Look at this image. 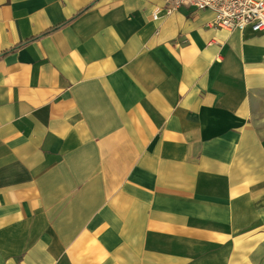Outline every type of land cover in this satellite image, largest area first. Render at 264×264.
I'll return each mask as SVG.
<instances>
[{
    "label": "crops",
    "instance_id": "1",
    "mask_svg": "<svg viewBox=\"0 0 264 264\" xmlns=\"http://www.w3.org/2000/svg\"><path fill=\"white\" fill-rule=\"evenodd\" d=\"M167 0H0V264H264V31Z\"/></svg>",
    "mask_w": 264,
    "mask_h": 264
},
{
    "label": "built area",
    "instance_id": "2",
    "mask_svg": "<svg viewBox=\"0 0 264 264\" xmlns=\"http://www.w3.org/2000/svg\"><path fill=\"white\" fill-rule=\"evenodd\" d=\"M182 7L213 11L215 17L210 24L218 28L264 31V0H167L164 7L156 9L153 19L157 20L163 12L171 14Z\"/></svg>",
    "mask_w": 264,
    "mask_h": 264
}]
</instances>
